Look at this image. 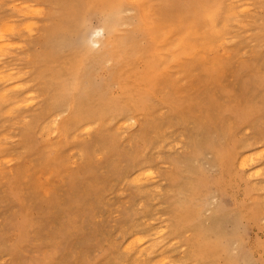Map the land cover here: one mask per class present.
<instances>
[{
  "label": "rangeland",
  "instance_id": "1",
  "mask_svg": "<svg viewBox=\"0 0 264 264\" xmlns=\"http://www.w3.org/2000/svg\"><path fill=\"white\" fill-rule=\"evenodd\" d=\"M85 2L0 0V264H264V0H125L118 65L85 57Z\"/></svg>",
  "mask_w": 264,
  "mask_h": 264
},
{
  "label": "bare ground",
  "instance_id": "2",
  "mask_svg": "<svg viewBox=\"0 0 264 264\" xmlns=\"http://www.w3.org/2000/svg\"><path fill=\"white\" fill-rule=\"evenodd\" d=\"M19 2H21V1H19ZM203 2H204V0H187L186 5L189 4L190 9H192L194 7H199V8H202L203 9L204 8L203 7L204 6ZM124 3H125V0H86L85 4L87 5V7L89 6L92 9H98V10H100V12L105 16V19H104L102 28L99 29V30L94 31V33L92 34V36L89 38V41L88 42L83 41L82 44L80 45L81 46V49H83L85 51V57L87 56V57L91 58L93 61H96V62H102V61H105V60H108V61L110 60V61L114 62V64H116V65L123 63V60H125V58H126L125 56L126 55L125 56H121V51H122V49H125V47L123 46V42H124V39H126L128 37L126 30H123L122 29V27L124 25H127V19H128L125 16L126 10H125ZM14 5H15V3H14ZM27 5H28V3L26 4V6ZM236 5H237V3H236ZM26 6H23V7L26 9ZM18 7H20V6H18ZM12 8H14V7H12ZM20 8H22V6ZM20 8H19V10H20ZM228 8H229V6H228ZM188 10L189 9H187V13L189 14L190 12ZM228 10L230 11L231 9H228ZM229 11H228V13H230ZM232 11H236V10L234 9ZM33 12L36 15L35 11H33ZM18 13L20 14V12H18ZM225 15L227 16V14H224V16ZM229 15H231V14H229ZM235 15H237V14H235ZM204 17H205V15H204ZM205 19L209 20V22L211 23V27H212V29H211L212 30L211 31V36L213 35L212 37H215L217 39L220 38L221 37L220 33L215 30V28L217 26L216 25L217 24L216 16L215 15H207L205 17ZM0 24H1V22H0ZM222 24H224V23H222ZM222 26H224V25H221V27ZM72 27H73V25L67 26V30L71 31L72 30ZM224 27H222V28H224ZM86 28H87V26L84 25L81 32L82 33H85L86 32ZM180 28H181V30H185L187 28L186 25L184 24V21H181ZM226 28L228 29V27H226ZM135 29L136 30H140V31L144 29V28H141L140 21H137V26H135ZM1 30L3 31L4 29L2 27H0V33H1ZM6 30H13V27L6 26ZM174 31L175 30H172L171 29L170 37H167V38L172 39V37H173L172 36L173 35L172 33ZM130 33H134V29ZM4 35H5V33H4ZM198 35H199V31L198 30H190V31H187L186 34L184 35V37L181 36L179 38V46L182 47L184 50L188 49L191 46V44H189L190 41H191V38L192 37L196 38V37H198ZM132 39L134 40V37H132ZM219 43H220V41H219ZM219 45H221V44H219ZM4 46H5V41H4L3 36H2V33H1L0 34V49H1V51H3V47ZM219 47H221V46H219ZM6 49H8V48H6ZM6 49L4 51H6ZM0 54H1V52H0ZM222 54H223V52H222ZM71 60H72V63L71 64H73V66H72V68H70L68 70V78H64V76H62V74L60 72L59 73H57V72L51 73V78L56 81L57 89L60 92V97H59L60 98V101L61 102H66V101L70 100V101H72L74 103V106H75L76 105V99H78V97L76 96V91L78 90L79 84H80V82L83 79V76L85 74V69H84V67H85V64H84L85 63V60L79 61L74 56H71ZM148 65H149L148 68H147L148 69V72H146V76L141 79L143 81L150 80V78H151L150 77L151 72L156 71L155 70V67H154L155 65L152 64V62H149ZM1 67H0V82L5 83V82L10 81V79L12 77V76H10L11 75V72L8 73V72H6V70H4V68H1ZM79 67H81V68H79ZM6 73H8V74H6ZM9 76H10V78H9ZM14 76H16V75H14ZM10 86L9 87L7 86V88H5L6 91L5 90L4 91H0V97H1V99L3 98L4 101H5V99H7V96L10 95V94H8L11 91V90L9 91ZM3 89H1V90H3ZM16 90H20V88H18V89L15 88V92H18ZM22 97H24V96L22 95ZM8 98L10 99V97H8ZM18 99H16V101ZM26 100H27V98H26ZM11 101L13 102V100H11ZM145 101H146L145 94L139 93V96H138L137 100L135 101V103H136L137 106L140 107V106H142L144 104ZM20 102H21V99H20ZM25 102H27V101H25ZM7 103H9V102H7ZM13 105H15V108H16V106H18L19 104L17 102L16 104H13ZM111 105L119 108L120 111L124 109V106H122L121 102L118 101V100H113L111 102ZM15 108L12 109V110H15ZM4 111H6V110H4ZM12 113H15V112L12 111ZM261 152H264V151L261 150ZM261 152H259V153H261ZM248 155H249V153H248ZM257 155H260V154H257ZM262 155H264V154H262ZM244 156H243V160L246 159V158H248L247 156H246V158ZM250 156H251V154H250ZM253 156H254V154H253ZM254 158H255V156H254ZM245 161L246 160L240 162L242 167H246V163L248 164V162H251L250 160L248 161V159H247L248 162L245 163ZM0 162H1V160H0ZM251 163L253 164L254 162H251ZM255 173H256V171H255ZM247 174H249V173H247ZM150 176H151V173H150ZM145 178H146V176H145ZM147 179H146V181H147ZM136 182H138V181H136ZM136 237H138V236H136ZM128 243L130 244V242H128ZM128 243L126 242V244H128ZM134 243H133V245H134ZM129 244H128V246H129ZM131 245H132V243H131ZM133 245L131 247H134ZM136 245H137V243H136ZM142 247L143 246H141V250L144 251L146 245L144 246V249ZM128 248H130V247H128ZM125 249H127V247ZM131 250H133V249H130L129 251H131ZM137 252H138V255L141 256V252L140 251H137ZM144 252H145V254L147 256V253H146L147 251H144ZM144 252H143V254H144ZM138 255H136V256H138ZM161 259H163V260L160 262V264H162L164 262V258H161ZM161 259H159V260H161Z\"/></svg>",
  "mask_w": 264,
  "mask_h": 264
}]
</instances>
